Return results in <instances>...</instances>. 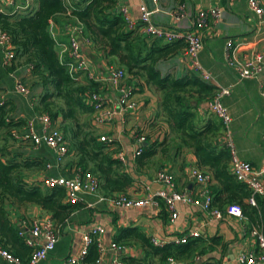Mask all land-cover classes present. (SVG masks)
<instances>
[{
    "label": "trees",
    "instance_id": "obj_1",
    "mask_svg": "<svg viewBox=\"0 0 264 264\" xmlns=\"http://www.w3.org/2000/svg\"><path fill=\"white\" fill-rule=\"evenodd\" d=\"M35 2L36 7L30 11L0 14V31L9 37L14 51L12 65L6 74L21 66L30 69L36 79L30 88L36 98L34 111L46 114L52 120L60 118L58 128L66 141L73 165L97 179L99 194L104 197L127 195L134 181L115 157L119 152L115 140L101 142V136L93 128L94 109L85 102V97L99 93V84L86 75L85 84L81 83L78 77L85 73L71 74L66 66L68 56L59 57L56 41L49 30L51 22L57 18L64 19L66 27H80V37L84 36L92 49L102 55L107 66L125 72L126 83L138 80L140 84L137 86H146L157 94L154 118L134 135L136 142L144 138L141 151L135 156L137 169L148 171L155 168L161 172L164 156L171 153L179 155L183 151L192 153L196 168L210 176V208L224 211L228 206L238 205L242 216L250 224L257 225L256 228H261L259 213L264 199L256 197V207L247 203L250 191L230 172L231 154L224 141L222 122L208 110L217 94V87L203 81L193 71L175 76L171 73L163 75L159 69L161 63L184 52L186 44L182 40L166 43L162 39L145 36L140 27L130 28L116 12L114 0ZM1 80L2 75L0 95ZM13 112L7 102L0 100V247L27 261L31 252L18 235L21 223L11 221L10 207L15 210L38 207L61 228L73 213L86 205L69 202L61 187L45 188L41 183H25V174H45L47 163L25 156L32 152L21 151L23 146L18 144L20 142L15 140L12 132L21 131L26 125L22 121H14L11 117ZM155 201L158 206L165 207L162 199L156 197ZM121 232L113 243L129 248L139 245L159 264H166L168 259L188 260L204 242L200 238H189L185 244L168 243L154 247L138 228ZM210 243L216 245L220 239L213 238ZM119 258L121 260L122 257ZM98 259L96 243L92 242L82 263L95 264ZM123 261L133 264L127 258Z\"/></svg>",
    "mask_w": 264,
    "mask_h": 264
},
{
    "label": "crops",
    "instance_id": "obj_2",
    "mask_svg": "<svg viewBox=\"0 0 264 264\" xmlns=\"http://www.w3.org/2000/svg\"><path fill=\"white\" fill-rule=\"evenodd\" d=\"M146 1L149 9L153 11L155 24L170 31H189L192 16L199 9L217 8L220 11V17L212 23L211 29L204 36V46L197 59L203 69L210 74L213 85L230 90V94L221 99V105L231 119L228 138L233 146L234 156L237 160L250 164L254 169L261 170L264 178V74L257 80L241 81L225 61L228 40L238 45L237 56L255 52L264 56V23L261 24L257 16L249 10L248 0H157L156 3H152L151 0ZM258 1L264 9V0ZM114 2L116 12H119L121 8L126 9L133 28H139L138 0H114ZM181 4H185V11L184 15L179 17L176 9ZM35 7V0H14L13 5L1 7L0 10L4 12L0 14L12 15V13L30 11ZM65 25L64 19L57 18L56 21L51 22L49 28L62 59L66 55L62 53L68 46L69 37ZM79 43L82 53L88 60L90 73L102 78L97 82L99 93L107 101L106 105L117 111V115L109 125L97 127L92 124L99 136L112 137L116 146L119 147V152L126 158L125 172L134 181L127 196L132 199H143L147 195H155L166 190L165 183L157 179L159 170L155 168L148 171L139 170L135 165L137 142L134 135L136 131L143 130L154 118L157 112V94L146 86H137L140 84L138 80L133 79L131 83H126L125 77L123 82L133 86L134 91L136 90L135 93L133 92V100L137 103V108L121 110L118 106L119 92L107 80L109 66L105 64L102 55L92 49L84 36L80 37ZM2 61L3 55L0 50V75H2L0 100L7 102L9 108L14 110L11 115L14 121H22L26 125L27 121L41 115L34 111L36 98L30 90L36 83V79L27 66L13 68L6 74L8 67L4 66ZM159 69L163 75L171 73L175 76L191 71L184 52L161 63ZM85 75L78 77L83 84L86 82ZM17 84L27 87L28 97L24 98L13 92ZM52 121L58 128L60 118ZM35 124L36 131H40L37 122ZM25 128L16 131L17 136L23 135L26 132ZM15 140L23 146L21 151L33 153L25 155L26 157L43 160L51 166L50 169L46 168L45 174H25L23 178L28 185L40 183L44 177L70 178L74 175L76 166L72 163L70 153L67 152L62 161L57 163L55 153L50 149L46 150L42 146L35 147L21 139ZM224 141L226 142V138ZM10 149L8 150L11 151ZM161 166L162 172L172 177L175 192L183 193L196 199L197 202L202 201L201 186L190 177L191 169L196 168L192 153L187 151L179 155L171 153L168 157L164 156L161 159ZM83 204H91V206L73 213L61 228L53 223L48 213L35 206L20 210L10 207L9 214L13 223L41 219L50 221L58 229L59 238L54 250L39 264H61L69 256L76 255L81 248L82 235L94 225L104 228V234L101 236L103 251L98 255L99 261L95 264H126L123 261L124 258L132 261L133 264H159L155 257L146 255L139 245L130 247V251L122 254L109 248V245L118 239L120 233L122 234L121 230L134 227L138 228L149 241L152 239L157 241L161 245L159 247L176 243L177 239L191 232H198L199 238L204 242L197 248L193 257L180 261L181 264H241L238 261L241 254L256 256L260 252L257 239L249 236L251 229L258 226L250 224L243 216L242 219H238L227 215L225 210L222 211V218L216 219L203 212L200 205L178 203L177 217L171 219L168 211L161 205L122 211L113 208L109 203L97 202L92 196L83 197ZM259 215L261 228L257 230L264 236V204ZM213 238H219L220 243L211 244L210 240ZM118 257H122L121 260ZM0 264L6 263L0 261Z\"/></svg>",
    "mask_w": 264,
    "mask_h": 264
},
{
    "label": "built area",
    "instance_id": "obj_3",
    "mask_svg": "<svg viewBox=\"0 0 264 264\" xmlns=\"http://www.w3.org/2000/svg\"><path fill=\"white\" fill-rule=\"evenodd\" d=\"M79 1V0H71ZM152 3H156L157 0H151ZM14 4V0H0L1 7H6ZM248 8L259 19L260 23H264V9L262 8L258 0H248ZM19 9V7H18ZM176 14L179 17L184 15L185 4L179 5L176 9ZM0 12H4L1 11ZM138 12H139V26L140 32L145 36L151 38L162 39L166 43L182 40L186 44L184 50L185 57L188 59V63L191 71L196 73L203 81L213 83V79L210 74L207 73L198 62V54L204 46V36L208 30L211 29L212 23L220 17V11L217 8L199 9L192 16L191 29L189 31H170L165 30L157 26L153 19V11L149 9L146 0H138ZM119 13L128 23L130 28H133L132 20L126 9L121 8ZM68 33V46L64 48L62 54L66 53L69 58L67 67L71 74L85 73L89 80L99 82L101 77H97L90 73L89 63L86 56L81 51L79 39L81 36V28L77 25H70L66 27ZM255 45V43L253 44ZM238 45L234 41L228 40L225 48V61L230 69L238 75L239 80H257L262 74H264V56L260 53L244 54L237 56L236 47ZM0 50L3 55V65L11 66L14 59L13 47L10 45L9 37L0 31ZM62 59V55H59ZM125 79V72L119 69L107 68V80L110 81L119 92L118 106L121 110H136L137 103L133 100L134 87L123 82ZM13 92L26 98L29 95V91L23 84H17L13 88ZM230 94L229 88L217 87V94L213 101L208 105V110L219 120H221L224 128V138H226V146L230 150V172L234 178L244 184L250 191V198L247 203L253 207H256V197L264 199V178L261 170L254 169L250 164L241 162L234 156L233 146L228 138V128L231 123V119L226 110L221 105V99ZM2 102V101H1ZM85 102L92 106L94 114L92 116V123L97 127H105L109 125L113 118L117 115V111L114 108H110L107 101L100 93H94L85 97ZM39 125V130L36 131V124ZM26 132L20 137L15 132H12V136L16 139H21L23 142L31 143L35 147L46 146L52 152L55 153L56 162L60 163L62 159L67 155L68 149L66 142L63 138L62 132L57 128L51 117L46 114H41L33 117L26 122ZM112 137L101 136V142H110ZM144 144V138L141 137L137 140V149L135 156L141 151V147ZM116 159L126 166V158L123 153L118 152L115 155ZM47 169H50V165H46ZM190 177L194 182L201 186L203 199L201 202H197L196 199H192L183 193H177L174 191V185L172 177L166 175L164 172H158L157 179L161 180L166 185V190L160 191L155 195H147L143 199H132L127 195H116L104 197L98 192L99 183L97 179L88 172H84L80 169H76L74 175L70 178L64 177H44L40 183L45 188L61 187L65 191V197L69 202H81L83 203V197L92 196L96 198L97 202L109 203L115 209L122 211L131 209H142L157 207L158 204L155 198L162 199L164 201L166 210L170 214L171 219L177 217L176 206L178 203H191L200 205V209L208 216L216 219H221L223 212L216 208H210L211 193L209 192V180L210 176L204 172L199 171L197 168H192ZM90 207L91 204H86ZM225 213L238 219H242L241 209L238 205H231L225 208ZM253 228L249 232V236L257 239L260 252L258 254L246 255L241 254L238 258L241 264H264V236ZM104 234V228L99 225H94L90 230L82 235L81 248L79 252L74 256H69L61 264H83V259L86 257L88 247L92 242L96 243L98 255L103 251V245L101 242V236ZM19 237L23 239V242L27 248L30 249V258L27 261H23L7 250L0 247V261L6 264H39L46 260L48 254L52 252L59 238V231L48 220L32 219L25 220L21 223V230L18 233ZM198 232H191L176 240V243L185 244L189 238H199ZM151 244L155 247L161 246L157 241L152 239ZM109 248L119 254L128 252L131 250L129 247H121L115 243H111ZM99 258V257H98ZM99 261V259H98ZM97 261V262H98ZM166 264H181L180 261L168 259Z\"/></svg>",
    "mask_w": 264,
    "mask_h": 264
},
{
    "label": "clouds",
    "instance_id": "obj_4",
    "mask_svg": "<svg viewBox=\"0 0 264 264\" xmlns=\"http://www.w3.org/2000/svg\"><path fill=\"white\" fill-rule=\"evenodd\" d=\"M140 27V26H139ZM12 65V64H11ZM7 67H10V66H7ZM88 78V77H87ZM215 86V85H214ZM2 101V100H1Z\"/></svg>",
    "mask_w": 264,
    "mask_h": 264
},
{
    "label": "rangeland",
    "instance_id": "obj_5",
    "mask_svg": "<svg viewBox=\"0 0 264 264\" xmlns=\"http://www.w3.org/2000/svg\"><path fill=\"white\" fill-rule=\"evenodd\" d=\"M87 77V76H86Z\"/></svg>",
    "mask_w": 264,
    "mask_h": 264
}]
</instances>
